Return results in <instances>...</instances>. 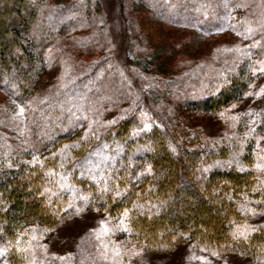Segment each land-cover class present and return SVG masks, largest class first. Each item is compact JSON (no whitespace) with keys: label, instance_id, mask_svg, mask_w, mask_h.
<instances>
[{"label":"trees","instance_id":"16d2710c","mask_svg":"<svg viewBox=\"0 0 264 264\" xmlns=\"http://www.w3.org/2000/svg\"><path fill=\"white\" fill-rule=\"evenodd\" d=\"M46 7V0H0V88L18 100L28 98L47 47L67 29L49 19L74 15L81 20L84 12L76 6L73 14L46 16ZM73 24L78 25L68 26ZM108 73L105 64L75 92H70L73 86L49 96L53 102L36 98L28 105L35 152L46 156L42 162L20 163L0 133V243L13 250L10 257L16 259L23 229L53 228L77 211L94 208L112 216L129 210L131 238L151 250L192 242L222 253L264 256V229H247V238L239 235L252 216L249 209L264 210V187L255 178L253 149L238 138L193 148L170 127L146 129L132 113L114 123L94 118L97 129L84 139L83 114L94 113V104L119 98V81H97ZM215 79L211 95L195 109L220 112L242 99L251 83L243 71ZM4 82L13 87L6 89ZM76 92L87 94L84 108L75 107ZM99 152L103 158H97ZM103 188L108 191L102 193Z\"/></svg>","mask_w":264,"mask_h":264},{"label":"rangeland","instance_id":"374dc122","mask_svg":"<svg viewBox=\"0 0 264 264\" xmlns=\"http://www.w3.org/2000/svg\"><path fill=\"white\" fill-rule=\"evenodd\" d=\"M46 2V16L63 11L73 14L76 6L84 12L81 20L74 15L68 20L49 19L67 29L47 47L28 98L18 100L0 88V133L20 163L33 166L46 157L35 152L28 105L36 98L53 99L73 86L70 92H75L106 64L108 75L97 81H119V98L94 104V113L83 114L82 135L90 125L97 129L96 117L114 121L137 113L144 125L170 127L181 142L193 148L236 137L253 149L255 178L264 187V171L256 168L258 156H264V139L257 147V140L264 137V95H246L264 88V74L253 75L252 71L264 68V0ZM70 21L78 25L68 26ZM240 71L251 79L242 99L214 114L195 109L196 102L211 95L215 78L230 79ZM4 83L6 89L13 87ZM86 97L76 92L73 98L80 101L75 107L84 108ZM21 107L23 116L19 115ZM68 125L76 127L73 121ZM253 126L256 131L250 134ZM103 157L99 152L97 158ZM256 213L246 225L264 229V210ZM120 217L94 208L77 211L53 228L27 227L19 234L23 242L15 251L16 259L10 257L13 250L0 243V264H113L112 249L117 246L122 251L117 258L121 264H264L263 255L222 253L192 242L170 250H151L133 240L129 231L115 230L97 239L103 227L100 221L115 229ZM104 244L109 248L107 259Z\"/></svg>","mask_w":264,"mask_h":264},{"label":"snow or ice","instance_id":"6c2138e0","mask_svg":"<svg viewBox=\"0 0 264 264\" xmlns=\"http://www.w3.org/2000/svg\"><path fill=\"white\" fill-rule=\"evenodd\" d=\"M245 55H249V56H250V53H246ZM252 71H253V75L264 74V68H259V69L253 68ZM246 95H256L257 97H259L260 95H264V88H261L259 93H247ZM233 107H235V105H233ZM24 111H25V109H24L23 107H21V108H20V111H19V115L23 116V115H24ZM249 115H251V112H249ZM233 119H238V118H237V117H233ZM109 123H114V121H110ZM252 123H253V125H255L256 122H255V121H252ZM145 128L148 129V130H150V129L152 128V124H150V123H149V124H146V125H145ZM91 131H92V129H91V125H90L89 128H88V130H87L86 133H85V137H84V139H87V137H88V133L91 132ZM255 131H256V128H255V126H253V127L250 129V134H251V133H254ZM93 135H94V133H93ZM261 139H264V137H260V138L257 140V147H259V140H261ZM65 147L67 148L68 146H65ZM34 161L39 162L38 159H37L36 157H34ZM258 161H259V162L256 164V168H257L258 170L264 171V156H258ZM62 166H63V165H61V167H62ZM61 187H64V185L62 184ZM255 190H256V189H254V191H255ZM106 191H108L107 188H103V189H101V192H102V193H103V192H106ZM117 195H120V193L118 192ZM258 203H259V202H258ZM243 207H244V206H242V210H243ZM249 211H251L253 215H256V214H257L255 209H249ZM128 217H129V210L125 209V210L123 211V213L121 214V217L119 218V224L116 226L115 229H110V228L107 226V222H106V221H103V220L100 221V224H101L103 227H102V229L100 230V232H99V234H98V236H97V239H100V237H101L102 235H107V234H109L110 232H114L115 230L129 231V229H128L127 227L124 226V225H125V221L127 220ZM249 227H251V230H252L253 232L258 230V229H257L256 227H254V226H247V225H246V226H244V230H243V231H239L240 226H238L239 235L244 236L245 238H247V236L249 235L247 229H248ZM35 231H36V230L33 229V232H35ZM35 238H36V237L34 236L33 239H35ZM103 246H104V249H105V251H104V257H105V259H107V258H108L107 253H108V251H109L108 244H104ZM112 252H113V257H112V258H113V264H121V261H119V260L117 259L118 257H121V256H122V251H121V249L117 246L116 248L112 249ZM213 255H218V253H213ZM58 259L63 260V259H65V257H58ZM199 259H201V260H205L204 257H200ZM129 264H130V261H129ZM205 264H208V262L205 261Z\"/></svg>","mask_w":264,"mask_h":264}]
</instances>
